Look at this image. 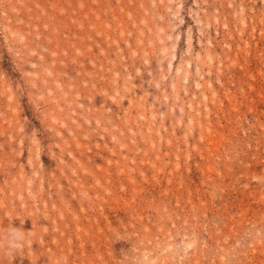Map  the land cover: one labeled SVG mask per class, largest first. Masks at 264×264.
I'll list each match as a JSON object with an SVG mask.
<instances>
[{
    "label": "rangeland",
    "instance_id": "rangeland-1",
    "mask_svg": "<svg viewBox=\"0 0 264 264\" xmlns=\"http://www.w3.org/2000/svg\"><path fill=\"white\" fill-rule=\"evenodd\" d=\"M0 264H264V0H0Z\"/></svg>",
    "mask_w": 264,
    "mask_h": 264
},
{
    "label": "clouds",
    "instance_id": "clouds-1",
    "mask_svg": "<svg viewBox=\"0 0 264 264\" xmlns=\"http://www.w3.org/2000/svg\"><path fill=\"white\" fill-rule=\"evenodd\" d=\"M24 235L16 228L9 229L6 237V246L10 249H20L23 247Z\"/></svg>",
    "mask_w": 264,
    "mask_h": 264
}]
</instances>
